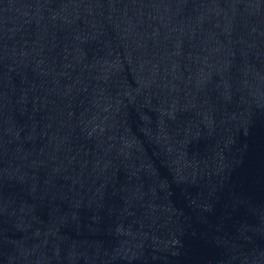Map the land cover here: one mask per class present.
<instances>
[{
	"label": "water",
	"instance_id": "1",
	"mask_svg": "<svg viewBox=\"0 0 264 264\" xmlns=\"http://www.w3.org/2000/svg\"><path fill=\"white\" fill-rule=\"evenodd\" d=\"M0 264H264V0H0Z\"/></svg>",
	"mask_w": 264,
	"mask_h": 264
}]
</instances>
